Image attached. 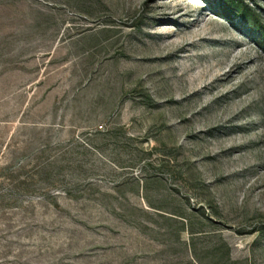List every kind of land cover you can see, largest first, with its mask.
I'll list each match as a JSON object with an SVG mask.
<instances>
[{
  "label": "rangeland",
  "instance_id": "374dc122",
  "mask_svg": "<svg viewBox=\"0 0 264 264\" xmlns=\"http://www.w3.org/2000/svg\"><path fill=\"white\" fill-rule=\"evenodd\" d=\"M0 264H264V0H0Z\"/></svg>",
  "mask_w": 264,
  "mask_h": 264
}]
</instances>
